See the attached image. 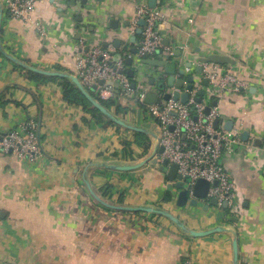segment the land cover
Returning <instances> with one entry per match:
<instances>
[{"label":"crops","instance_id":"crops-1","mask_svg":"<svg viewBox=\"0 0 264 264\" xmlns=\"http://www.w3.org/2000/svg\"><path fill=\"white\" fill-rule=\"evenodd\" d=\"M6 1L0 0V137L32 120L38 125L41 154L27 162L0 148V264H181V258L190 264H233L234 241L238 264H264V0H76L74 6L69 0H48L35 5L39 29L10 19ZM141 4L162 11L166 21L158 31L173 54L151 59L192 75L198 59L226 56L234 65H217L216 71L229 70L246 86L234 94L204 88L202 98L209 106L216 101L212 108L219 129L241 132L242 143L221 158L234 185L229 213L207 207V201L177 207L175 191L167 190L169 183L155 163L160 128L136 94L148 88L162 102L155 86L163 69L140 66L128 52L140 40L130 43ZM80 45L112 49L124 61L132 58L136 89L120 98L126 112L118 118L137 130L96 122L63 100L59 81H31L28 70L10 60L74 76ZM187 63L190 69H185ZM198 81L193 88L203 89ZM142 139L146 153L137 146ZM256 139L260 147L254 145ZM125 143L131 157L124 152ZM140 164L132 171L116 169ZM92 193L109 205L164 209L190 231H221L192 238L164 217L111 210ZM166 194L168 203L163 202Z\"/></svg>","mask_w":264,"mask_h":264},{"label":"built area","instance_id":"built-area-1","mask_svg":"<svg viewBox=\"0 0 264 264\" xmlns=\"http://www.w3.org/2000/svg\"><path fill=\"white\" fill-rule=\"evenodd\" d=\"M46 1L48 0H7V13L12 20L38 28L33 18L35 5L37 2ZM139 20H143L144 25L141 28L140 40L134 55L137 61L157 56L169 59L173 55L172 51L163 46L162 36L158 31L159 26L166 21L162 11L141 4L138 6L136 20L132 27L133 31L138 28ZM40 32V36H44V31L40 30ZM218 66L203 65L204 77L209 80L211 92L216 90L221 94H234L246 90V86L239 82L229 70L219 75L216 71L219 70ZM74 68V76L83 87H96V93L100 97L103 94H112L113 86L116 83L121 88L120 98H127L134 94L131 83L125 74L123 60L120 59L119 62L114 63L112 49L94 48L89 50L80 45L75 49ZM138 69L140 74L139 66ZM209 70L212 71L209 72ZM100 81H103L102 85H100ZM147 89L142 88L137 92L136 100L145 106L148 115L160 128L159 146L163 151L157 160L160 163L167 160L169 165H176L177 173L183 178L188 177L191 185H194L199 179L206 180L210 184L207 199H216L219 208H222L223 203H227L231 208L235 200L234 185L221 164V158L225 153H230L235 146L242 143L240 130L236 128L228 131L214 127L218 112L216 108H211L209 114H205V108L209 105L203 101L197 102L198 87L187 92L189 99L186 104L169 100L156 101L153 105H147L144 103ZM173 92L175 91L170 93ZM160 96H162L161 93ZM37 135V123L28 120L4 135L0 148L6 153H13L20 160L35 161L41 154ZM213 183H216V186H213ZM183 264L190 263L185 260Z\"/></svg>","mask_w":264,"mask_h":264},{"label":"water","instance_id":"water-1","mask_svg":"<svg viewBox=\"0 0 264 264\" xmlns=\"http://www.w3.org/2000/svg\"><path fill=\"white\" fill-rule=\"evenodd\" d=\"M153 0H151L150 3H152ZM70 5L74 6L76 3V0H69ZM153 4V3H152ZM151 9H154L153 5L148 6ZM111 25H114V23H111ZM144 25L143 20H139L138 22V28L135 31V34L130 38V43H135L137 40V37L141 35V28ZM159 29H163V27L160 25ZM168 40L165 39L162 44L163 46L168 45ZM114 46L118 48L120 46L119 41L114 42ZM125 51L127 50V47L124 49ZM128 52L131 55L136 54V48L132 47L131 49L128 50ZM159 54V53H158ZM121 59L120 54H115L113 56V62L117 63ZM11 61H13L16 65L19 67L26 69L30 72H33L35 74H39L42 76L46 77H57V78H62V79H68L75 87L76 89L81 93V95L91 104V106L95 109H97L105 118L110 120L112 123H114L117 126L124 127L130 130H137L134 129L133 127H130L127 125L123 120L117 118L114 116L110 111L105 109L98 101L93 99L89 92L86 90L85 87L80 83V81L73 75L70 74H62V73H56V72H49V71H43L36 69L34 67L27 66L15 59L10 58ZM132 58H127L125 59V64L129 67L127 70V77L130 79H133L136 71L133 68H130L132 66ZM141 66H149L153 67L155 69H163V72L158 76V83L156 85L155 81L153 79L150 80V85L152 87H156V90L162 94V99L163 101H180L182 104H186L189 99L188 91H192L194 84L198 81L195 80V75L198 77H202L200 79L199 84L203 89H200L198 91V97H197V102H201L202 98L206 94L204 88L209 87V80L205 78L204 71H203V65L204 64H214V65H230L233 66L234 62L226 56L222 55H210L206 58H201L198 59V67H196L194 70V74L192 75H186L184 69H177L175 64H170L165 60H155V59H143L139 62ZM191 68V63H187L185 66V69H190ZM176 74L178 75L179 79H176ZM166 76V79H165ZM166 80V81H165ZM103 84V81H100V85ZM186 85V87H185ZM131 88L134 90L136 89V84L132 83ZM176 88L178 91H175L173 93L167 92L168 90ZM91 92L96 91V87H91L90 88ZM182 92H181V91ZM180 91V92H179ZM157 100V95L151 92H146L144 103L147 105H153ZM212 106H216V101H213L211 106H207L205 108V114H209ZM231 125V123L229 124ZM214 127L218 128V120H215L214 122ZM226 130H231V128H228L227 126L225 127ZM3 139V136L0 137V143ZM242 140L244 142L248 141V133L244 132L242 134ZM262 144L260 139H256L254 141V145L257 147H260ZM163 149H159V155L162 153ZM155 163H159L160 167L159 170L163 173V175L166 178V181L169 183L167 186L168 191H175V198H176V206L179 208H185L187 205L196 207L199 201H207V207L209 206H214L218 207L217 205V200L216 199H207V193L210 188V184L204 180V179H199L195 182L194 185H191L190 179L188 177H182L177 173V166L176 165H169L167 160H164L163 162H159L157 159L155 160ZM143 164L140 165H135V166H118L116 167L117 170L127 172V171H132L134 169H138L141 167ZM167 167L169 169L167 170ZM213 186H216V183L212 184ZM93 194V193H92ZM94 198L98 200L102 205L105 207L115 210V211H120V212H127V213H144V214H150V215H156L159 217H164L174 225H176L181 231L184 233H187L190 237L192 238H202L206 237L209 235H212L216 232L221 231L220 228L216 229H210L202 232H195V231H190L187 230L184 223L180 222L176 217L172 216L169 212L165 211L164 209H159V208H150V207H124V206H114V205H109L105 202H102L101 200L98 199L97 196L93 194ZM222 209L227 210L229 209V206L227 203H223L221 206ZM233 264H238V246L237 242L234 241L233 243Z\"/></svg>","mask_w":264,"mask_h":264},{"label":"trees","instance_id":"trees-1","mask_svg":"<svg viewBox=\"0 0 264 264\" xmlns=\"http://www.w3.org/2000/svg\"><path fill=\"white\" fill-rule=\"evenodd\" d=\"M123 65H124L125 74H126L129 67L125 64L124 60H123ZM19 70H20V72L25 71L21 68H19ZM25 74L27 75L29 80L34 81V82L59 81V83L62 87V91H63L62 92L63 93V100L67 104L80 106L86 113L90 114V116L98 123H105L106 125H114V123H112L110 120L105 118L97 109L93 108L91 106V104L81 95V93L76 89V87L68 79H60V78H55V77H45V76L34 74V73H31L28 71H25ZM126 76H127V74H126ZM128 80L130 81L131 84L132 83L136 84V81L134 78L133 79L128 78ZM86 90L89 92L90 96L93 99L98 101L100 103V105H102L105 109L110 111L114 116H116L117 118L118 117L123 118V115L125 114L126 109H123L119 104V100H120L119 94H120V90H121L119 84L116 83L113 86L111 97L108 99L101 98L96 93V91L91 92L90 88H86ZM124 145H125L124 146V152L126 153L127 156L131 157L132 151L130 150L129 144L125 143ZM137 146H141L142 149L144 150V153H146L148 150L147 143H144V139H142L140 142L138 141ZM6 154L13 155V153H11V152H7ZM13 156H15V155H13ZM170 200H171L170 195L166 194L164 199H163V202L168 203V202H170ZM229 210H230V208L225 210V212L229 213ZM134 214L140 215L141 213H134ZM152 217H155V215H152ZM184 261L185 260L183 258H181V260H180L181 264H183Z\"/></svg>","mask_w":264,"mask_h":264},{"label":"rangeland","instance_id":"rangeland-1","mask_svg":"<svg viewBox=\"0 0 264 264\" xmlns=\"http://www.w3.org/2000/svg\"><path fill=\"white\" fill-rule=\"evenodd\" d=\"M123 118H124V115H123Z\"/></svg>","mask_w":264,"mask_h":264}]
</instances>
